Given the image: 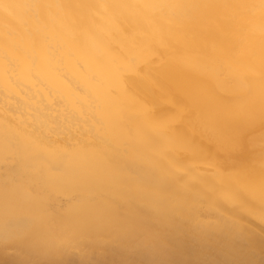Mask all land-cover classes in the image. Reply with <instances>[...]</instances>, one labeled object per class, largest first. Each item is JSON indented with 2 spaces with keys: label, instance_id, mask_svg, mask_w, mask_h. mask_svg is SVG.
I'll list each match as a JSON object with an SVG mask.
<instances>
[{
  "label": "bare ground",
  "instance_id": "obj_1",
  "mask_svg": "<svg viewBox=\"0 0 264 264\" xmlns=\"http://www.w3.org/2000/svg\"><path fill=\"white\" fill-rule=\"evenodd\" d=\"M0 264H264V0H0Z\"/></svg>",
  "mask_w": 264,
  "mask_h": 264
}]
</instances>
